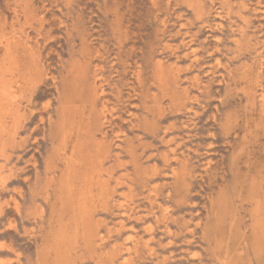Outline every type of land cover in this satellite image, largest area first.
<instances>
[{"label": "rangeland", "instance_id": "1", "mask_svg": "<svg viewBox=\"0 0 264 264\" xmlns=\"http://www.w3.org/2000/svg\"><path fill=\"white\" fill-rule=\"evenodd\" d=\"M0 79V264H264V0H0Z\"/></svg>", "mask_w": 264, "mask_h": 264}, {"label": "bare ground", "instance_id": "2", "mask_svg": "<svg viewBox=\"0 0 264 264\" xmlns=\"http://www.w3.org/2000/svg\"><path fill=\"white\" fill-rule=\"evenodd\" d=\"M191 5H192V4H191ZM22 6H23V5H21V7H22ZM23 7H24V6H23ZM255 8H256V7H255ZM24 9H25V8H24ZM22 10H23V9H22ZM27 11H28V9H27ZM23 12H24V11H23ZM21 13H22V11H21ZM25 14H26V13H25ZM227 14H228V13H227ZM15 16H16V15H15ZM198 16H200V14H199ZM181 17H182V16H181ZM227 17H228V15H227ZM176 18H178V17H176ZM165 22H166V21H165ZM165 26H166V25H165ZM163 27H164V26H163ZM186 28H187V26H186ZM216 28H217V27H216ZM240 28H241V27H240ZM242 28H243V27H242ZM162 29H164V28H162ZM211 29H212V28H211ZM219 29H220V28H219ZM232 29H233V28H232ZM232 29H231V30H232ZM242 30H243V29H242ZM233 31H234V30H233ZM239 31H241V30H239ZM139 32H140V31H139ZM163 32H164V31H163ZM177 32H178V31H177ZM242 32H243V31H242ZM242 32H241V33H242ZM122 34H123V33H122ZM186 34H187V33H186ZM184 35H185V34H184ZM239 35H240V33H239ZM10 37H11V36H10ZM218 37H219V36H218ZM194 38H195V37H194ZM8 39H10V38H8ZM11 39H13V38H11ZM127 40H128V39H127ZM235 40H236V38H235ZM4 41H5V40H4ZM9 41H10V40H9ZM9 41H8L7 43H9ZM188 41H190V40H188ZM5 42H6V41H5ZM237 42H238V41H237ZM3 43H4V42H3ZM3 43H1V44H3ZM186 43H187V42H186ZM239 43H241V41H239ZM9 44H10V43H9ZM9 44H8V45H9ZM164 45H165V44H164ZM164 45H162V46H164ZM183 45H184V43H183ZM188 45H189V44H188ZM165 46H166V45H165ZM5 47H7V45H6ZM167 47L170 48L171 46H167ZM167 47H166V48H167ZM3 48H4V47H3ZM169 48H168V49H169ZM2 50H3V49H2ZM8 50H9V49H8ZM164 50H165V49H164ZM173 50H174V49H173ZM10 51H11V49H10ZM15 51H16V50H15ZM15 51H14V52H15ZM192 51H194V50H192ZM11 52H13V51H11ZM7 53H8V52H7ZM15 53H16V52H15ZM172 53H173V52H172ZM9 54H10V53H9ZM187 54H190V53H187ZM193 54H194V53H193ZM194 55H195V54H194ZM3 56H4V55H3ZM9 56H11V54H10ZM12 56H13V55H12ZM19 56H20V55H19ZM6 57H7V56H6ZM14 57H15V56H14ZM177 57H178V56H177ZM191 57H192V56H191ZM8 58H9V57H7V59H8ZM3 59H4V58H3ZM18 59H20V58H18ZM18 59H17V60H18ZM9 60H10V59H9ZM175 60H176V58H175ZM197 60H198V59H197ZM1 61H2V60H1ZM4 61H5V60H4ZM7 62H8V61H7ZM13 62H14V61H12V63H13ZM20 62H21V61H20ZM14 63H15V62H14ZM156 63H157V62H156ZM160 63H161V62H160ZM164 63H165V62H164ZM164 63H163V64H164ZM175 63H176V61H175ZM10 65H11V64H10ZM13 65H16V63L13 64ZM13 65H11V66H13ZM17 65H18V64H17ZM17 65H16L15 67H17ZM20 65H21V63H20ZM154 65H155V63H154ZM159 65H160V64H159ZM177 65H178V63H177ZM191 65H192V64H191ZM4 66H5V65H4ZM18 67H19V66H18ZM155 67H156V65L154 66V69L157 68V67H156V68H155ZM163 67H164V66H163ZM166 67H168V66H166ZM166 67H165V68H166ZM170 67H171V66H170ZM259 67H260V66H259ZM10 68H11V67H10ZM20 68H21V67H20ZM71 68H72V66H71ZM94 68H96V67H94ZM99 68H100V67H98V70H99ZM165 68H164V70H165ZM171 68H172V67H171ZM16 69H17V68H16ZM18 69H19V68H18ZM18 69H17V70H18ZM101 69H102V68H101ZM228 69H229V68H228ZM243 69H244V68H243ZM10 70H11V69H10ZM14 70H15V69H14ZM76 70H77V68H76ZM76 70H74V71H75L74 73H76ZM81 70H83V69H81ZM157 70H158V69H157ZM161 70H163V68H162ZM169 70H170V69H169ZM245 70H246V69H245ZM11 71H12V70H11ZM18 71H19V70H18ZM18 71H17V72H18ZM72 71H73V70H72ZM72 71H71V72H72ZM227 71H228V70H227ZM95 72H98V71L96 70ZM165 72L167 73V70H166ZM228 72H229V71H228ZM2 73H3V72H2ZM77 73H79V72H77ZM86 73H88V72H86ZM156 73H157V72H156ZM178 73H179V71H178ZM162 74H163V73H162ZM170 74H171V73H170ZM73 75L75 76V74H73ZM78 75H79V74H78ZM98 75H99V74H98ZM25 76H26V75H25ZM76 76H77V75H76ZM156 76H157V75H156ZM165 76H166V75H165ZM165 76H164V77H165ZM242 76H243V75H242ZM23 77H24V76H23ZM85 77H87V76H85ZM101 77H102V76H101ZM196 77H197V76H196ZM1 78H2V77H1ZM18 78H19V77H18ZM25 78H26V77H25ZM77 78H78V76H77ZM77 78L75 77V79H77ZM96 78H97V77H96ZM165 78H167V77H165ZM168 78H169V77H168ZM161 79H163V77H162ZM177 79H178V78H177ZM197 79H198V78H197ZM211 79H212V78H211ZM0 80H1V79H0ZM22 80H23V79H22ZM83 80H84V79H82V81H83ZM94 80H95V79H94ZM171 80H172V79H171ZM190 80H192V79H190ZM18 81H19V79H18ZM72 81H73V80H72ZM79 81H80V80H79ZM180 81H181V80H180ZM210 81H211V80H210ZM74 82H75V81H74ZM91 82H92V81H91ZM91 82H90V83H91ZM153 82H154V81H153ZM170 82H171V81H170ZM51 83H52V82H51ZM171 83H172V82H171ZM79 84H80V83H79ZM81 84H82V82H81ZM174 84H175V83H174ZM191 84H192V83H191ZM94 85H95V83H94ZM94 85L91 84L92 88H93ZM100 85H101V84H100ZM155 85H156V84H155ZM168 85H169V84H168ZM96 86H98L97 83H96ZM162 86H163V85H162ZM165 86H166V84H165ZM165 86H164V87H165ZM173 86H175V85H173ZM74 87H75V86H74ZM76 87H77V86H76ZM78 87H79V86H78ZM99 87H100V86H99ZM101 87H102V86H101ZM166 87H167V86H166ZM168 87H169V86H168ZM196 87H197V86H196ZM158 88H159V87H158ZM160 88H161V87H160ZM160 88H159V89H160ZM208 88H209V87H208ZM96 89H97V88H96ZM96 89H94V92H96ZM181 89H182V88H181ZM183 89H184V88H183ZM198 89H199V88H198ZM198 89H197V90H198ZM204 89H205V88H203V90H204ZM174 90H175V89H173V91H174ZM112 91H113V90H112ZM164 91H165V90H164ZM167 91H168V90H167ZM91 92H92V90H91ZM118 92H119V91H118ZM118 92H117V93H118ZM165 92H166V91H165ZM201 92H202V91H201ZM204 92H205V91H204ZM92 93H93V92H92ZM99 93H100V91H99ZM172 93H173V92H172ZM97 94H98V91H97ZM177 95H178V94H177ZM116 98H117V97H116ZM116 98H115V99H116ZM93 99H94V98H93ZM102 99H103V98H102ZM102 99H101V100H102ZM117 99H118V98H117ZM104 100H106V99H104ZM118 100H119V99H118ZM2 103H3V102H2ZM2 103L0 104V106L2 105ZM107 104H108V103H107ZM118 104H119V103H118ZM122 104H123V103H122ZM103 105H104V104H103ZM8 106H9V104H8ZM120 106H123V105H120ZM120 106H119V107H120ZM4 107H5V106H4ZM101 107H102V106H101ZM124 108H125V107H124ZM100 109H101V108H100ZM126 110H127V108H126ZM105 111H106V110H105ZM121 111H122V110H121ZM100 112H101V111H100ZM127 112H128V111H127ZM129 112H130V111H129ZM102 113H104V112H102ZM106 113H107V112H106ZM0 114H2V113H0ZM107 114H108V113H107ZM119 114H120V113H119ZM125 114H126V113H125ZM127 114H128V113H127ZM134 114H135V113H134ZM172 114H173V113H172ZM3 115H4V114H3ZM182 115H183V114H182ZM108 116H109V115H108ZM7 117H8V116H7ZM130 117H131V116H130ZM256 117H257V116H256ZM94 118H95V117H94ZM110 118H111V117H110ZM1 119H2V118H1ZM7 119H8V118H7ZM122 119L124 120V119H126V118H122ZM127 119H129V118H127ZM4 120H5V119H4ZM101 120H102V119H101ZM105 120H106V119H105ZM1 121H2V120H1ZM99 121H100V120H99ZM110 121H111V120H110ZM125 121H126V120H125ZM106 122H107V121H106ZM130 122H131V121H130ZM135 122H136V121H135ZM99 123H100V122H99ZM184 123H186V122H184ZM187 123H188V122H187ZM191 123H192V122H191ZM3 124H4V123H3ZM103 124H104V123H102V125H103ZM130 124H131V123H130ZM194 124H195V123H194ZM194 124H193V125H194ZM100 125H101V124H100ZM104 125H105V124H104ZM108 125H109V124H108ZM113 125H114V124H113ZM136 125L138 126V124H136ZM191 125H192V124H191ZM0 126H1V125H0ZM130 126H131V125H130ZM4 127H5V126H4ZM116 128H117V127H116ZM121 128H122V127H121ZM106 129H107V128H106ZM108 129H109V128H108ZM2 130H3V129H2ZM102 131H103V130H102ZM123 131H124V129H123ZM110 132H111V131H110ZM97 133H98V132H97ZM102 133H103V132H102ZM106 133H107V132H106ZM124 133H125V132H124ZM5 134H6V132H5ZM104 134H105V133H104ZM117 135H118V134H117ZM188 135H189V134H188ZM99 136H100V135H99ZM124 136H125V135H124ZM117 137H118V136H117ZM99 138H100V137H99ZM187 138H188V137H187ZM213 138H214V137H213ZM100 139H101V138H100ZM102 139H104V138H102ZM115 140H116V139H115ZM105 141H106V140H105ZM105 141H104V142H105ZM115 143H116V142H115ZM123 143H124V142H123ZM178 144H179V143H178ZM100 145H101V144H100ZM102 145H103V144H102ZM183 145H184V144H183ZM103 146H104V145H103ZM103 146H102V147H103ZM108 146H109V145H108ZM131 146H132V144H131ZM103 148H104V147H103ZM93 149H94V148H93ZM184 149H185V148H184ZM94 150H95V149H94ZM98 150H99V147H98ZM104 150H105V149H104ZM130 150H131V149H130ZM130 150H129V151H130ZM186 150H187V149H186ZM74 151H75V150H74ZM99 151H100V150H99ZM99 151H98V152H99ZM101 151H102V149H101ZM113 151H114V150H113ZM129 151H128V152H129ZM190 151H191V150H190ZM110 152H112V151H110ZM110 152H109V153H110ZM126 152H127V151H126ZM173 152H174V151H173ZM191 152H192V151H191ZM99 153H100V152H99ZM103 153H104V152H103ZM100 154H101V153H100ZM129 154H130V153H129ZM102 156H103V154H102ZM111 157H112V156H111ZM170 158H172V157H170ZM188 158H189V157H188ZM114 159H115V157H114ZM147 159H148V158H147ZM172 159H173V158H172ZM182 159H183V158H182ZM170 160H171V159H170ZM175 160H176V159H175ZM186 160H187V159H186ZM181 161H182V160H181ZM181 161H180V162H181ZM102 162H103V160H102ZM168 162H169V161H168ZM176 162H178V161H176ZM101 164H102V163H101ZM178 164H179V162H178ZM188 164H189V162H188ZM180 165H181V164H180ZM183 165H184V164H183ZM183 165H182V166H183ZM100 167H101V166H100ZM176 168H177V167H176ZM182 168H183V167H182ZM187 168H188V167H187ZM207 168H209V166H208ZM183 169H184V168H183ZM177 170H178V169H177ZM180 170H182V169H180ZM180 170H179V171H180ZM179 171H178V173H179ZM205 171H206V170H205ZM101 173H102V172H101ZM101 173H100V174H101ZM180 173H181V172H180ZM182 173H183V171H182ZM185 173H186V172H185ZM176 174H177V173H176ZM105 175H106V174H105ZM152 175H153V174H152ZM169 175H170V174H169ZM182 175H184V174H182ZM101 176H102V175H101ZM111 176H112V174H111ZM178 176H179V174H178ZM105 177H106V176H105ZM123 178H124V177H123ZM124 179H125V178H124ZM144 179H145V177H144ZM176 179H177V176H176ZM97 181H98V180H97ZM100 183H101V182H100ZM129 184H130V183H129ZM123 185H124V184H123ZM145 185H146V184H145ZM120 186H121V185H120ZM132 186H133V185H132ZM126 189H127V188H126ZM114 190H115V189H114ZM152 191H153V190H152ZM112 192H113V191H112ZM118 192H119V191H118ZM114 193H115V192H114ZM108 195H109V194H108ZM133 197H134V196H133ZM106 199H107V198H106ZM153 199H154V198H153ZM128 202H129V201H128ZM156 202H157V201H156ZM99 204H100V203H99ZM156 204H157V203H156ZM131 205H132V204H131ZM122 206H124V205H122ZM135 206H136V205H135ZM127 207H128V206H127ZM90 208H91V207H90ZM69 209H70V208H69ZM117 209H118V208H117ZM122 209H123V208H122ZM123 210H125V209H123ZM38 211H39V210H38ZM41 216H42V214H41ZM259 216H260V215H259ZM57 221H58V220H57ZM123 226H124V225H123ZM119 227H120V226H119ZM148 227H149V226H148ZM93 228H94V227H93ZM53 229H54V228H53ZM149 229H150V228H149ZM131 230H132V229H131ZM147 230H148V229H147ZM124 231H125V230H124ZM148 231H149V230H148ZM148 231H147V232H148ZM133 232H134V231H133ZM35 234H36V233H35ZM58 235H59V234H58ZM132 236H133V235H132ZM50 237H51V236H50ZM60 238H61V237H60ZM70 238H71V237H70ZM139 239H140V238H139ZM132 240H133V239H132ZM126 241H127V240H126ZM74 242H75V241H74ZM132 242H133V241H132ZM130 244H131V243H130ZM139 245H140V244H139ZM144 245H145V244H144ZM66 247H67V246H66ZM128 247H129V246H128ZM136 247H137V245H136ZM132 248H133V247H132ZM122 249H123V248H122ZM114 250H115V249H114ZM136 250H137V249H136ZM136 250H135V251H136ZM0 251H1V250H0ZM61 251H62V250H61ZM120 252H121V251H120ZM124 252H125V251H124ZM153 252H154V251H153ZM185 252H186V251H185ZM115 253H116V252H115ZM132 253H133V252H132ZM111 255H112V254H111ZM136 255H137V254H136ZM193 257H194V256H193ZM92 261H93V260H92ZM103 262H104V260H103ZM108 262H109V261H108ZM222 262H224V261L222 260ZM111 263H112V262H111ZM109 264H110V263H109Z\"/></svg>", "mask_w": 264, "mask_h": 264}]
</instances>
